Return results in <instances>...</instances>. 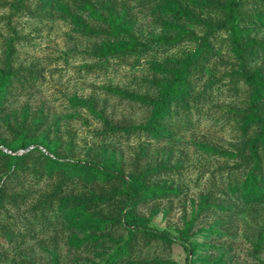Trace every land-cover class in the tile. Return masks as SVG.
<instances>
[{
    "label": "rangeland",
    "instance_id": "1",
    "mask_svg": "<svg viewBox=\"0 0 264 264\" xmlns=\"http://www.w3.org/2000/svg\"><path fill=\"white\" fill-rule=\"evenodd\" d=\"M228 2L0 0V143L36 148L15 166L0 152V264H264V189L247 180L264 188V94L243 77L264 81V0H238V49L228 26L211 30ZM203 38L161 127L144 130ZM88 162L130 184L158 171L129 203ZM133 218L169 237L135 233L119 253Z\"/></svg>",
    "mask_w": 264,
    "mask_h": 264
},
{
    "label": "trees",
    "instance_id": "2",
    "mask_svg": "<svg viewBox=\"0 0 264 264\" xmlns=\"http://www.w3.org/2000/svg\"><path fill=\"white\" fill-rule=\"evenodd\" d=\"M238 6H239L238 0H229L226 6V13H225L224 21L216 26L211 27V30H215L216 28H219V27L228 26L232 33V37H233V41H234V45L236 49H238V44L242 42L243 39L247 38V32L244 30H241L236 22L235 10L238 8ZM110 22L114 28L118 30L120 29L119 23L116 20H111ZM206 44H207V41L203 38L202 44L199 47H197L188 56V58L183 62L181 68H179L176 71L173 79L165 86V89L163 93L161 94V96L156 101H154L152 113L149 119L147 120V122L141 128H143L144 130L148 132H151L161 127L158 121L161 120L163 118V115L169 111L171 100L174 97V95L177 93L179 87L183 83V76H184V72L186 68L188 67L190 62L195 61L203 54ZM127 45H129V43L127 42H119L117 44L105 43L102 48V52L104 54H109L118 49H123ZM11 75H13V71L7 70L6 72H4L3 77L8 79ZM243 77L247 82L253 85V101L261 97V93L264 94V81H260L258 79L255 80L254 76H251L249 74H244ZM4 89L5 87L3 86V82L1 81L0 82V99L4 96V93H5ZM114 91L124 96H127V97L140 99L131 94L123 93L118 90H114ZM256 120H259V118H254L253 116H249L246 118V123L251 122V121H256ZM33 149H36V148H34V146H32L30 142L26 140H22L21 144L16 147H8L0 143V152L4 156H7L11 159L12 166H15V164L19 162V160L23 156L27 155ZM21 150L22 152L19 153V151ZM87 166L93 172L99 175H102L104 177L111 176V177L121 178L124 188H125L126 198L129 203H133L136 198L142 196V191L144 190L145 179L148 178L149 176L154 175L158 171L157 169H153V170H147L140 175H132L133 180H132V184H130L126 178L121 177L122 175L120 173L114 174L112 171H109L108 168L105 166L97 165L94 162H88ZM251 173L252 172H250L247 176V180L251 181L249 182L251 185V189L249 191H254L255 193H259L264 188H261V185L258 182H253ZM64 203L65 205H68L69 199L65 198ZM82 207H83L82 204H76L74 206V209L78 211ZM108 222H109L108 219H100L98 221L100 226H104V224ZM126 225L128 228V238L121 246H119L118 248L119 253L129 248L130 240L132 239V236L135 233H141L147 236H156L160 238L169 237V234L165 229H158L156 227L150 226L140 221L138 218H133V220L131 221H126ZM182 237H184V235ZM185 264H189L188 257L186 258Z\"/></svg>",
    "mask_w": 264,
    "mask_h": 264
},
{
    "label": "built area",
    "instance_id": "3",
    "mask_svg": "<svg viewBox=\"0 0 264 264\" xmlns=\"http://www.w3.org/2000/svg\"><path fill=\"white\" fill-rule=\"evenodd\" d=\"M5 150V149H4ZM22 152V150L21 151H19V153H21Z\"/></svg>",
    "mask_w": 264,
    "mask_h": 264
}]
</instances>
